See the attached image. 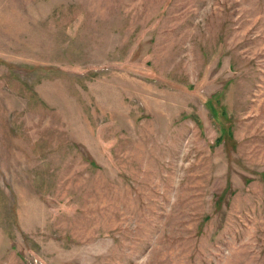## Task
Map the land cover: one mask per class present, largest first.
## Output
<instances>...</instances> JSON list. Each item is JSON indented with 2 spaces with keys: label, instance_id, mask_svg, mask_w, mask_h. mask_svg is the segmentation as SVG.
Returning <instances> with one entry per match:
<instances>
[{
  "label": "rangeland",
  "instance_id": "obj_1",
  "mask_svg": "<svg viewBox=\"0 0 264 264\" xmlns=\"http://www.w3.org/2000/svg\"><path fill=\"white\" fill-rule=\"evenodd\" d=\"M0 264H264V0H0Z\"/></svg>",
  "mask_w": 264,
  "mask_h": 264
}]
</instances>
